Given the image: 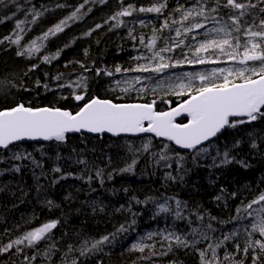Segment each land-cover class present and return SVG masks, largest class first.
Returning <instances> with one entry per match:
<instances>
[{
  "label": "trees",
  "instance_id": "16d2710c",
  "mask_svg": "<svg viewBox=\"0 0 264 264\" xmlns=\"http://www.w3.org/2000/svg\"><path fill=\"white\" fill-rule=\"evenodd\" d=\"M82 2L83 0H31V3H27L26 0H16V4H11L6 0L7 7L0 5V41H4L0 43V110L22 103L33 108L50 107L74 112L85 102L77 103L74 99V95L82 89L75 84L73 87L62 85L75 82L82 76L90 77V80L86 79L85 100L97 97L116 103H143L155 99L159 111L177 106L181 98L165 95L166 88L157 89L154 93L151 91L154 85L150 87L144 82L136 85V88L145 87L144 92H122L120 89L126 86L123 84L125 80H133L142 75L147 77L150 74L125 71L115 73V68L119 66L121 69H130L138 63H145V60L135 59L151 54L139 43L138 38L143 35L147 43L153 35L152 29L159 28L165 16L179 19V12L174 11L177 6L190 7L194 0H167L168 7L163 16L134 12L132 16L122 18L124 26L113 30H109L113 22L105 21L120 9L118 0H107L106 3L96 0L95 3L86 5V8L92 9L87 15L72 23L64 32L50 37L40 53L32 58L17 55V50L21 51L31 40L53 27ZM154 2L155 0H124L125 5L132 4L137 8L149 7ZM57 4L66 6L58 8ZM17 5L24 9L35 6L39 10L43 7L47 11L35 24L25 23L23 27L26 31L19 33L15 25L18 21L25 20L26 12H17ZM27 20H31L30 15ZM139 20L145 21V26H141L137 22ZM224 20H227V16H224ZM97 24L102 27L97 29ZM212 26L209 22L208 27ZM92 29L95 31H91V35H85ZM129 29L137 37L135 41L129 36ZM16 34L22 37L20 45L5 39H15ZM158 35L168 37L175 36V33L165 30ZM163 43V39L158 40L157 48ZM58 50L63 52L50 65L42 61L44 54L52 55ZM180 52V49H176L175 53L164 55L182 58ZM81 64L91 70L85 71ZM33 65L38 67L33 69ZM227 66L230 65L185 64L169 69L163 79L169 74L208 72L212 67ZM98 69L114 74L109 76L102 71L100 75H96ZM57 76L61 79L57 80ZM155 78L162 79L158 76ZM149 141L150 148L144 151L142 145ZM253 142L257 145L256 148L252 147ZM165 144L169 145L167 150L163 147ZM208 146L209 153L201 154L195 161L191 153L177 150L179 155H175L171 152L175 148L173 145L149 136L136 139L69 136L64 142L30 143L1 151L0 244H6L43 223H58L50 234V240L42 241L35 248H24L19 254L15 248L0 254V264H71L73 259L77 264H200L197 250L206 248L208 243H214L217 238L222 239L224 234L240 229L241 234L236 239L243 244V225L248 221H228L236 215L241 201H250L253 194L264 189V122L256 121L228 128ZM164 151L172 155L171 161L159 159L158 154ZM225 151L229 153L231 162L221 163ZM218 152L220 155H217ZM14 154L28 158L14 160ZM180 156L183 157L182 167L176 163ZM80 160L85 163H78ZM133 160L136 163L132 171H122ZM166 163H171L172 167H166ZM17 167L19 171L14 170ZM56 167H60L61 172L53 171ZM101 170L102 177H98L96 173ZM62 176L65 178L61 179ZM217 197L221 199L218 200ZM176 200L181 201L180 210L186 219L175 218ZM49 201L52 203L49 204ZM137 201H141V204ZM166 201L172 211L157 215V204ZM197 215L205 216V224L210 217H215L211 223L216 231L211 233L212 239L202 241L195 248L173 246L166 255H151L153 249H146L145 253L130 250L132 244L145 238V243L155 245L157 253L166 251L167 241L160 233L167 234L168 231L193 239L189 233L192 227L200 226ZM133 218L136 220L135 225L128 232L117 234L110 244L103 245V251L80 255L78 249L85 237L100 239L116 232L122 224L129 225ZM190 220L193 222L191 225ZM149 233L155 234L151 240L146 238ZM235 242H226L218 250L221 259L226 251H235ZM69 245L72 246V251H69ZM46 252L49 253L47 256ZM25 255H35L36 260L25 262ZM144 256L148 258H142ZM240 258L242 254L237 256V259ZM245 264H252L251 259L245 260Z\"/></svg>",
  "mask_w": 264,
  "mask_h": 264
},
{
  "label": "snow or ice",
  "instance_id": "6c2138e0",
  "mask_svg": "<svg viewBox=\"0 0 264 264\" xmlns=\"http://www.w3.org/2000/svg\"><path fill=\"white\" fill-rule=\"evenodd\" d=\"M31 3V0H26ZM96 0H83L67 16L61 19L53 27L49 28L43 34L31 40L26 47L17 52V55L32 58L40 53L45 47V42L50 37H55L65 31L72 23H76L84 15H87L92 9L87 7ZM100 3H106L107 0H99ZM8 3L16 4V0H8ZM6 0H0V5L8 6ZM120 9L109 17V30L119 28L125 25L123 17H130L134 12L155 13L158 16L164 15V10L168 7L167 0H155L149 7H135L132 4H124V0H118ZM66 5L57 4L56 7L63 8ZM24 10L26 12L25 20H20L15 27L19 33L26 31L25 23L35 24L37 20L47 11L41 7L39 10L35 6L24 9L17 5L16 11ZM223 10H227L223 12ZM179 12V19L165 16L159 28H153V35L146 43L144 36L141 35L139 43L144 45L151 53L148 56H138L135 59L145 60V63H138L130 69L115 68V73L136 72L162 77L156 81L151 89L156 92L157 89L166 88L165 95L181 98L176 107H171L167 111H159L156 108V100L143 103H114L109 99H100L91 97L85 100L86 95V77H80L79 80L62 85L63 87L81 88L82 91L74 95L76 101H85L77 110L69 111L60 108L41 107L33 108L24 104H16L5 110H0V149H9L16 142L24 140H43L64 142L69 133H90V134H111L114 137L121 135L139 136L141 134H151L153 137L162 138L171 142L176 148L171 149L175 155H179L177 149L187 150L192 154L195 161L201 154L209 153V142L217 138L224 130L236 128L238 125L251 124L256 121L264 122V0H194L190 7L178 5L174 10ZM223 12V14H222ZM15 14V13H14ZM31 20H27V16ZM227 16V20H224ZM10 18V17H8ZM141 26H145V21H137ZM209 22L212 27H208ZM179 25L178 27H173ZM102 25L97 24L96 28ZM165 30L174 32L175 36L162 37ZM90 30L85 35H91ZM129 36L135 41L137 37L133 36L129 29ZM183 37V38H182ZM10 43L20 45L21 35L16 34L15 39L5 37ZM163 39V45L157 48V41ZM3 41H0L2 43ZM180 49V57L174 58L166 53H175ZM186 49V50H185ZM62 50L56 51L52 55H43L42 61L50 63L58 59ZM187 65H222L227 67H212L210 71L203 72H184L181 74H169L163 79L164 74L171 68ZM38 65H33V69ZM81 67L85 71L83 64ZM106 75H113V72L98 69L96 75L101 72ZM61 77L57 76L59 80ZM149 79L146 76H138L133 80H125L122 92L132 90L144 92L145 87L136 88V85L142 84L143 80ZM119 85L120 82H117ZM47 87V86H46ZM168 103V101H166ZM183 118V119H180ZM151 141L142 145L144 151H148ZM164 149L169 148L165 144ZM253 148L257 145L253 142ZM30 155V154H29ZM161 161H171L172 155L167 151L158 154ZM217 155H220L218 152ZM224 160L221 163L231 162L229 153H223ZM14 160L28 156L14 154ZM215 163V158H213ZM183 157L180 156L176 163L183 166ZM36 163V161H33ZM78 163H85L80 160ZM132 164L122 169L124 172H131ZM166 167L171 168V163H166ZM247 166V165H245ZM19 171V167L14 169ZM53 171L61 172L60 167ZM71 175V174H69ZM96 175L102 177V170L97 171ZM65 177H61L63 179ZM111 178V175H109ZM171 178V177H170ZM91 179V177H89ZM233 196L235 193L232 194ZM221 199V197H217ZM49 204L52 202L49 201ZM141 203V201H137ZM174 215L176 219H186L181 212L182 203L175 201ZM159 213H170L172 210L167 201L157 204ZM131 211V209H129ZM135 216V214H133ZM210 217L208 223H204L205 216L197 215L200 222L199 227H192L189 235L193 239L189 240L187 236L177 235L174 231H168L167 234L160 233L163 239L167 241V250L157 253L155 245L144 242L141 238L131 245L132 251L145 253L146 249H153L151 255H166L173 246L183 248H195L202 241L212 239L211 233L215 232ZM244 240L243 244L236 239L240 234V229L224 234L222 239H215L214 243H208L204 249H198L200 264H245V260L251 259L252 264H264V189L259 190L250 201H241V205L236 209V215L228 222H243ZM58 221H50L25 231L16 239L10 240L6 244H0V254L7 253L15 248L16 253H22L24 248H35L42 241L51 239V232L57 227ZM133 218L129 225H120L116 232L105 235L100 239H83L78 249L81 256H87L94 251H103V245L110 244L117 236L128 232L135 225ZM193 222L190 220L189 224ZM153 233L147 235L151 240ZM196 237H199L197 239ZM235 240V251L225 252L221 259L218 250L223 248L226 242ZM90 245V246H89ZM23 246V247H21ZM54 247V245H53ZM69 245V251H72ZM49 253H45L47 256ZM242 254V258L237 256ZM67 255V253H66ZM147 259V256L142 257ZM36 256H24L25 262L35 261ZM71 264H77L73 259Z\"/></svg>",
  "mask_w": 264,
  "mask_h": 264
},
{
  "label": "water",
  "instance_id": "95a60500",
  "mask_svg": "<svg viewBox=\"0 0 264 264\" xmlns=\"http://www.w3.org/2000/svg\"><path fill=\"white\" fill-rule=\"evenodd\" d=\"M97 98V97H96ZM79 103H81L82 101H77ZM114 102V101H113ZM115 103V102H114ZM176 107V106H175ZM62 110H65V109H62ZM169 110V109H168ZM70 111V110H69ZM167 111V110H166ZM180 119H183V118H180ZM227 130V129H226ZM226 130H224L221 134L218 135L217 138H213V141H215L216 139H218ZM80 135H88V136H92V137H110V138H113V139H120V138H142V137H146V136H150V137H153L151 134H141L139 136H132V135H121L119 137H114L112 136L111 134H102V135H98V134H90V133H69L67 134L66 136V139L69 137V136H80ZM155 138L156 140H159V141H163V142H168V141H165L163 140L162 138H156V137H153ZM212 141V142H213ZM53 142H57V141H43V140H35V141H32V140H24V141H19V142H16L14 145H11V147L13 146H16V145H23V144H30V143H39V144H50V143H53ZM171 143V142H169ZM211 142H209L210 144ZM172 144V143H171ZM173 145V144H172ZM175 148L176 146L173 145ZM9 148V149H10ZM8 150V149H7ZM179 151H182V152H186V153H189L187 150H183V149H177ZM1 151H6V149H0V152Z\"/></svg>",
  "mask_w": 264,
  "mask_h": 264
},
{
  "label": "bare ground",
  "instance_id": "6f19581e",
  "mask_svg": "<svg viewBox=\"0 0 264 264\" xmlns=\"http://www.w3.org/2000/svg\"><path fill=\"white\" fill-rule=\"evenodd\" d=\"M48 2H50V1H48ZM58 2V1H57ZM49 4V3H48ZM54 4V3H53ZM57 10V9H56ZM98 17V16H97ZM58 19V18H57ZM45 26V25H44ZM89 31V30H88ZM104 32V31H103ZM42 33H43V31H42ZM107 34V33H106ZM40 35V34H39ZM3 40V39H2ZM4 42V41H3ZM10 46H12V44L10 45ZM6 48V47H5ZM8 48V47H7ZM15 48V47H14ZM11 49V48H10ZM1 50V49H0ZM15 50H16V48H15ZM17 51H20V50H17ZM63 52V51H62ZM14 54H16V53H14ZM13 55V54H12ZM45 55V54H44ZM48 55V54H47ZM15 56V55H14ZM13 56V57H14ZM26 56V55H25ZM82 56V55H81ZM18 57V56H17ZM27 57V56H26ZM41 57V56H40ZM23 58V57H22ZM28 59V58H27ZM31 60V59H30ZM56 60V59H55ZM29 61V60H28ZM41 62V61H40ZM52 62V61H51ZM22 63V62H21ZM26 63V62H25ZM23 64V63H22ZM49 64V63H48ZM50 65V64H49ZM110 65V64H109ZM123 65V64H122ZM54 66V65H53ZM58 66V65H57ZM26 67V66H25ZM54 68H55V66H54ZM24 69V68H23ZM80 72V71H79ZM84 72V71H83ZM89 72V71H88ZM78 73V72H77ZM85 73V72H84ZM83 73V74H84ZM89 75V74H88ZM88 75H85V76H87L88 77ZM32 76V75H31ZM71 76V75H70ZM78 76H80V75H76V77H78ZM30 77V76H29ZM37 77V76H36ZM74 77V76H73ZM28 79V78H27ZM61 79V78H60ZM87 79H89L90 80V77L89 78H87ZM72 80V79H71ZM69 81V80H68ZM88 81V80H87ZM97 81V80H96ZM33 82V81H32ZM94 82V81H93ZM37 83V82H36ZM62 84H63V82H62ZM33 85V84H32ZM61 85V84H60ZM65 85V84H64ZM60 87H62V86H60ZM53 89V88H52ZM61 89V88H60ZM54 90V89H53ZM57 90V89H56ZM55 90V91H56ZM68 91V90H67ZM40 92V91H39ZM65 92V91H64ZM87 92V91H86ZM37 93V92H36ZM69 93V92H68ZM41 95V94H40ZM37 96V95H36ZM67 96H68V94H67ZM38 97V96H37ZM215 142V141H214ZM95 152H97V151H95ZM112 156V155H111ZM120 164V163H119ZM120 168V167H119ZM78 171V170H77ZM120 171V170H119ZM203 172V171H202ZM201 175V174H200ZM156 176H158V175H156ZM161 178V177H160ZM124 179V178H123ZM207 179V178H206ZM161 181V180H160ZM216 184V183H215ZM161 185V184H160ZM198 185V184H197ZM140 187V186H139ZM225 187V186H224ZM225 189V188H224ZM130 194V193H129ZM152 194V193H151ZM213 194H215V193H213ZM167 195V194H166ZM138 196V195H137ZM110 200V199H109ZM127 200V199H126ZM116 204V203H115ZM141 204V203H140ZM212 204V203H211ZM220 205V204H219ZM45 209V208H44ZM133 209V208H132ZM140 209V208H139ZM220 214H221V212H220ZM218 215V214H217ZM129 216V215H128ZM143 216V215H142ZM73 223V222H72Z\"/></svg>",
  "mask_w": 264,
  "mask_h": 264
},
{
  "label": "rangeland",
  "instance_id": "374dc122",
  "mask_svg": "<svg viewBox=\"0 0 264 264\" xmlns=\"http://www.w3.org/2000/svg\"><path fill=\"white\" fill-rule=\"evenodd\" d=\"M150 75L149 76H147V77H149V79H145V80H143V82H144V84H146V85H148V86H155V83H156V81L157 80H159V78L158 79H156L155 77V75L154 74H151V73H149ZM142 76H145V75H142Z\"/></svg>",
  "mask_w": 264,
  "mask_h": 264
}]
</instances>
